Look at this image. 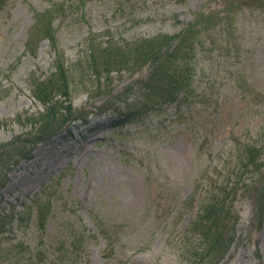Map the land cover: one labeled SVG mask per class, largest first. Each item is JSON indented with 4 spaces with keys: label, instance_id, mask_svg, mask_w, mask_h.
<instances>
[{
    "label": "rangeland",
    "instance_id": "rangeland-1",
    "mask_svg": "<svg viewBox=\"0 0 264 264\" xmlns=\"http://www.w3.org/2000/svg\"><path fill=\"white\" fill-rule=\"evenodd\" d=\"M255 1H7L0 11V142H15L10 164L0 163V264H63L66 247L83 235V249L70 248L67 263L190 264L183 235L222 182L235 194L239 217L220 264H264V211L257 219L255 199L236 189L244 145H260L264 169V0ZM47 21L73 77L74 113L88 115L50 137L17 118L44 110L34 80L54 71L58 50L45 37L33 51L30 34L42 33ZM192 23L199 40L191 95L143 118L127 116L120 99L151 65L113 72L109 86L80 71L91 36L125 42L179 34ZM256 175L245 176L253 191L264 179Z\"/></svg>",
    "mask_w": 264,
    "mask_h": 264
},
{
    "label": "trees",
    "instance_id": "trees-1",
    "mask_svg": "<svg viewBox=\"0 0 264 264\" xmlns=\"http://www.w3.org/2000/svg\"><path fill=\"white\" fill-rule=\"evenodd\" d=\"M7 1L0 0V11L3 10ZM236 1L238 4H242V2L254 0ZM254 3H259L258 5L262 6L263 0H256ZM42 15L38 14V22H43ZM46 15L48 16V14ZM207 27L210 28V26ZM195 29L194 23H192L179 34L160 33L125 42L116 40L96 41L95 37L91 36V52L86 57V65L80 71L97 80H107L103 85L109 86L112 84V79L109 80L111 73H122L126 70L135 73L145 65L151 64L150 75L128 85L121 93L123 96L120 99L121 102L125 103V109H129L125 112L127 116L133 115L136 118H143L160 110L163 105L180 102L183 96L189 93L191 95L196 74L195 56L199 40V33L198 31L195 32ZM41 31L42 33L37 29L31 31L32 41L30 45L32 50L35 51L37 49L36 44L45 37L56 43L55 48L58 50L54 62V71L43 78L34 80L32 92L34 97L43 104L44 110L38 114L20 113L17 118L24 116L27 118L28 124L36 126L37 130L44 135L49 133L47 137H50L65 127L68 120L74 121L78 118L86 120L88 115H78V113L76 115L74 113L71 99V80L73 81V77L63 53L59 49L54 28L47 21L42 26ZM33 38H35L34 41ZM130 93H135V97L131 101L128 100ZM190 95L183 98H188ZM101 113L102 111L98 114L101 115ZM62 115H65V118L59 121ZM41 133L39 135L42 136ZM14 142V140L10 143L0 142V163L10 164L8 158L11 153L9 152L13 150ZM241 155L243 159L240 160V170L238 174L236 173V189L239 190L242 185L244 186L242 190L252 195L258 209L257 219H261L264 211V179L259 178L257 180L254 191L250 189L253 182L249 187L247 186L248 174L257 173L260 176L264 173L263 163L259 161L260 145L254 143L244 145ZM4 184L5 180L2 181L1 179L0 188ZM226 184L222 182L220 187L213 186L209 195H206L202 200L200 217L193 222L192 229L183 235L184 255L190 264H220L223 258L230 253L239 212L234 205L235 194L232 196L223 188ZM259 187L260 190L256 192ZM102 232L104 235L106 234L103 229ZM84 240V235L82 239L75 236L71 244L72 247H66V252L61 255L64 258L63 264H69L65 258L70 251L69 249L71 248L72 252L82 250ZM63 247L65 248V246Z\"/></svg>",
    "mask_w": 264,
    "mask_h": 264
}]
</instances>
